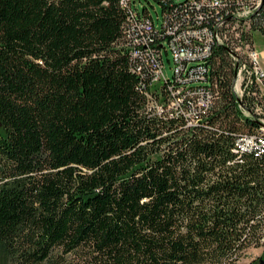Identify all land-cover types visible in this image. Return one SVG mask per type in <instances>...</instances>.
Listing matches in <instances>:
<instances>
[{"label":"trees","instance_id":"trees-1","mask_svg":"<svg viewBox=\"0 0 264 264\" xmlns=\"http://www.w3.org/2000/svg\"><path fill=\"white\" fill-rule=\"evenodd\" d=\"M156 1L168 31L232 37L235 0ZM131 3L0 0V264H233L264 241V146L236 145L262 125L239 107L231 48L209 43L205 106L166 110L150 79L170 37L151 30L134 56L130 10L153 18ZM253 8L250 43L264 0Z\"/></svg>","mask_w":264,"mask_h":264},{"label":"built area","instance_id":"built-area-1","mask_svg":"<svg viewBox=\"0 0 264 264\" xmlns=\"http://www.w3.org/2000/svg\"><path fill=\"white\" fill-rule=\"evenodd\" d=\"M129 0H121L123 5H127ZM223 0H186L181 5L193 6L195 9H207L213 11L222 5ZM236 5L233 8L231 16L230 32L232 37L219 34L212 35L209 29L203 25H194L188 23L185 26L184 33L168 31L170 25L167 18L163 16L161 26L155 28L154 20L148 16H138L136 11L130 10L129 31H127L128 43L126 47L134 56H139L141 51L149 50L151 41L149 37L151 30L161 32L165 30V36L158 44V52H153L152 69L153 73L150 79V85L167 84L166 90L171 92L168 96L166 110L180 111L181 106L178 102V96L183 99L185 96H200L197 100L198 108L206 105V91L209 88L205 83L206 78L203 76L204 58L209 55V43L215 40L219 43H226L233 52V60L235 63V74L233 79V91L239 99V107L246 114L256 116L261 123V134L258 136H243L236 140V145L242 152H250L253 149H259L264 146V70L261 67V59L263 53L260 52L255 45V38L261 36L254 32L252 43L243 37V32L247 31L249 16L253 11V7L258 6L261 0H235ZM179 4V5H180ZM176 30V29H175ZM130 35V36H129ZM171 51V59L173 62L172 78L167 77L163 73V49L168 53L167 47ZM169 61V60H168ZM171 79V81H170ZM170 82H174L172 85ZM203 83V85H201ZM194 85V86H192ZM207 86V87H206ZM243 100H248V109L242 105ZM162 110V105H156Z\"/></svg>","mask_w":264,"mask_h":264},{"label":"rangeland","instance_id":"rangeland-1","mask_svg":"<svg viewBox=\"0 0 264 264\" xmlns=\"http://www.w3.org/2000/svg\"><path fill=\"white\" fill-rule=\"evenodd\" d=\"M132 7L138 12H142L143 8H147L151 14L156 26H160L162 20V8L161 5L156 0H131ZM174 1H184V0H174ZM256 48L262 52L263 58L261 59V67L264 70V37L257 36L255 38ZM169 60V61H168ZM163 73L171 77L173 70V62L171 59V51L168 50L167 55L163 54ZM264 254V241H262L258 246H249L246 248L238 257V259L233 264H248L253 258H256ZM260 264H264L260 263Z\"/></svg>","mask_w":264,"mask_h":264},{"label":"flooded vegetation","instance_id":"flooded-vegetation-1","mask_svg":"<svg viewBox=\"0 0 264 264\" xmlns=\"http://www.w3.org/2000/svg\"><path fill=\"white\" fill-rule=\"evenodd\" d=\"M264 262V254H261L260 256L253 258L248 264H260Z\"/></svg>","mask_w":264,"mask_h":264}]
</instances>
